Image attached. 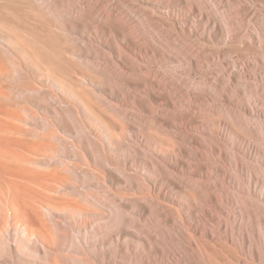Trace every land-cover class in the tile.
<instances>
[{
	"label": "bare ground",
	"instance_id": "1",
	"mask_svg": "<svg viewBox=\"0 0 264 264\" xmlns=\"http://www.w3.org/2000/svg\"><path fill=\"white\" fill-rule=\"evenodd\" d=\"M245 3L0 0V264H264L219 216L264 229V0Z\"/></svg>",
	"mask_w": 264,
	"mask_h": 264
},
{
	"label": "rangeland",
	"instance_id": "2",
	"mask_svg": "<svg viewBox=\"0 0 264 264\" xmlns=\"http://www.w3.org/2000/svg\"><path fill=\"white\" fill-rule=\"evenodd\" d=\"M240 2H241V5L242 6H245L246 5V1H248V0H239ZM251 7V6H250ZM257 8H259V7H257ZM228 13H229V11H228ZM196 18V17H195ZM233 58H236V55H232L229 59L231 60V59H233ZM218 68V66L217 65H212L211 66V69H212V71L213 72H216V70H215V68ZM213 67V68H212ZM215 70V71H214ZM224 75V77L226 78V79H228V74H226V73H224L223 74ZM211 77L212 78H216V75L214 74H212L211 75ZM260 98H263L261 95H260ZM263 100H264V98H263ZM215 118H216V116H214ZM202 120L204 119V118H201ZM224 134L225 135H227V133H225L224 132ZM214 158V157H213ZM215 159V158H214ZM214 161H216V160H214ZM213 161V162H214ZM249 161V160H248ZM218 162V161H217ZM252 165H254V166H257V167H259L260 168V166H261V163L260 162H257V161H249ZM219 163V162H218ZM220 165L221 166H223V164H221L220 163ZM229 166H227V169L229 170V171H231V170H233V171H231L233 174H235V176H237L238 177V179H241V181H244L243 180V176H241V175H239V173L237 172V171H235L233 168H231V167H229ZM231 169V170H230ZM256 171H258L257 173H258V175H260V176H262V177H264V170H262V169H260V170H256ZM240 177V178H239ZM227 189H229V192H231V194L233 195V197H235L236 199H238L239 197L235 194L236 193V191H234V189H232V188H229V186H227ZM259 192H260V189H259ZM219 195H220V197L223 199V201H226V194L224 193V192H219L218 193ZM254 198V200H257V201H260L259 203L260 204H262V205H264V201H261L258 197H256V196H254L253 197ZM242 200V199H241ZM243 202H244V200H242ZM205 205V207H208L209 205H207V204H204ZM225 206H227V205H225ZM227 208V207H226ZM228 210V212L233 216V218H235V220L233 221V218L232 219H228L225 215H222V214H219V216H220V219L224 222V221H226V222H228V224L230 225V226H232L233 227V225H234V223L235 222H242V221H244L245 222V224H249V228H250V230H249V234H250V236H251V238H252V240H253V242L255 243V244H257V246H258V248H260V250H261V252H262V254H263V256H264V246H262L261 245V243H260V239H259V237H257V234H258V232L261 234V238H262V241H264V229H263V227H262V225H260L258 222H260V218L257 220L255 217H254V215L253 214H250L248 211L246 212V211H242V213H243V215H244V219L243 220H241V218H240V214H239V212H237V211H235V210H233L232 211V209L231 208H229V209H227ZM259 213V212H258ZM247 214H248V216H247ZM262 217H264V215H261ZM228 220V221H227ZM214 230V229H213ZM234 237H235V239L237 240V241H239V233H238V231H235V235H234ZM223 259V260H222ZM225 259H227L228 261H230L231 263L230 264H235L233 261H232V258L230 257V256H228V255H226V258L225 257H223V256H220V261H224ZM221 262V263H222ZM250 262V261H249ZM256 264H258V263H256Z\"/></svg>",
	"mask_w": 264,
	"mask_h": 264
}]
</instances>
